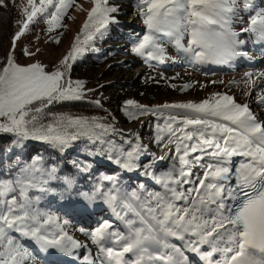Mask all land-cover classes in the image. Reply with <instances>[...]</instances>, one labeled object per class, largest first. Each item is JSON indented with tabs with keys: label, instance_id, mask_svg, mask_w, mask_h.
Listing matches in <instances>:
<instances>
[{
	"label": "snow or ice",
	"instance_id": "6c2138e0",
	"mask_svg": "<svg viewBox=\"0 0 264 264\" xmlns=\"http://www.w3.org/2000/svg\"><path fill=\"white\" fill-rule=\"evenodd\" d=\"M74 3L27 0L22 10L25 19L12 38L13 48L41 17L48 31L61 26ZM136 8L146 32L132 50L147 60L165 58L163 37L196 60L212 63L247 56L239 50L245 43L239 39L241 34H250L254 43L264 42V7H256L254 0H137ZM117 12L119 7L109 0H93L71 50L51 71L39 62L21 65L11 52L7 55L0 66V134L14 136V145L41 141L61 151L87 138L100 144L88 155L107 154L111 162L129 172L140 167L146 145L138 134H134L135 143L124 142L129 145L125 150L123 144L104 139L114 129L99 118L50 111L55 103L83 98V81L68 78L71 62L85 45L102 38L109 25L117 23L113 15ZM242 12L248 14L246 21ZM235 22L242 24L239 31ZM24 54L35 55L27 49ZM245 76L249 78L246 83H251L252 74ZM259 102L264 103V96ZM160 108L182 110L156 125L153 141L165 148L173 146V163L158 174L151 163L141 172L160 190L148 189L143 183L129 190L118 177L103 175L91 193L81 194L89 204L103 200L124 225L125 230L120 231L104 220L86 232L97 245L99 264H189L186 252L197 253L204 264H264V121L247 104L220 93L199 103L166 104L156 109L128 100L124 110L135 119ZM152 155L154 160L166 158ZM234 157L241 159L234 163ZM72 163L83 172L90 167ZM197 168L202 174L193 171ZM57 172L56 166L46 167L39 158L21 165L17 157L9 171L0 175V264H25L30 255L26 241L41 250L68 255L82 247L66 230L67 221L40 207L44 195L52 191L50 181L61 179L69 188L73 185L69 177ZM172 239L181 244L171 243ZM203 245L210 250L201 252ZM82 260L83 264H97L90 253Z\"/></svg>",
	"mask_w": 264,
	"mask_h": 264
},
{
	"label": "rangeland",
	"instance_id": "374dc122",
	"mask_svg": "<svg viewBox=\"0 0 264 264\" xmlns=\"http://www.w3.org/2000/svg\"><path fill=\"white\" fill-rule=\"evenodd\" d=\"M122 1L126 4L121 3L119 12L113 14L117 24L121 27L124 26V30L139 32L137 34L142 37L146 28L142 19H138L137 13L134 12L136 3L128 0ZM254 4L256 7H264V0H254ZM4 6H6L5 11L8 12L5 21L1 15ZM4 6H0V66L6 63V57L11 52L16 62L21 65L39 62L46 65L47 70L51 71L54 67L59 66L60 60L71 50L72 44L88 19V12L93 7V0H75V3L63 17L61 26L52 31H48L49 26L42 17L39 18L37 23L30 25L29 31L16 42L14 48L12 38L20 30L21 24L19 22L25 19L22 10L27 6V0H4ZM241 15L246 21L248 14L242 12ZM233 26L239 31L242 24L235 22ZM139 37L129 44L134 45ZM109 39L115 40L116 43L113 46L122 42L117 38L111 39L109 37ZM166 39L163 37L161 40L166 49V56L162 61L147 60L133 52V48L128 49L129 45H127L119 48V51L104 52L102 61L87 65L81 71L80 77H70L68 74V78L72 81H83V97L99 100L102 105L110 110L111 125L114 131L107 134V140L116 144H123L127 150L129 145L124 142L131 140L135 143L136 136L134 134H138L140 140L143 139L145 143L151 142V146L156 136V125H163L167 117L182 111L160 108V111H149L145 115L132 119L130 124H126L122 119L123 115L116 110L123 102L132 98L149 109H156L157 106L166 104L199 103L216 93L227 94L233 96L237 103L247 104L257 118L264 121V103L259 102L260 97L264 96V75H261L264 74V42L254 43V38L250 34H241L239 39L244 40L245 43L240 46L239 50L247 53V56L237 57L236 60L233 59L227 63H218L221 67L211 71L202 67L203 62L176 49L170 43H166ZM187 39L188 37L185 36V43ZM93 42L90 41L85 45L84 50L88 49V45ZM25 49L30 53H35V55H25ZM113 64L114 66H112ZM246 73L252 74L251 83H246L249 79L245 76ZM118 83L125 84V86H119L121 88L119 89L117 86L120 84ZM185 85L190 86L185 88ZM139 91H142L144 97L138 95ZM161 145L155 146L158 149L155 153L153 152L155 157H161L162 155L159 153L170 152L167 149H162ZM98 147H100L99 143L93 144L95 151ZM99 157L107 165L106 167H113L117 171L123 170L111 162L107 154L99 155ZM148 158L149 161L143 162L144 164L138 161L140 165L138 168L141 170L137 174L138 168L131 172L126 170L121 172L120 184L123 187L131 190L143 183L148 189L160 190L159 185H156L151 178L141 175V172L147 163L157 165L158 162L165 161L162 164L168 165L170 160L168 157L163 160H154L153 155ZM154 165H152V171H154ZM62 202L68 205L69 201L63 200ZM52 212L57 214L61 220L67 221L66 230L82 247L74 249L72 255H68L55 249L44 251L26 241L30 255L25 264H83V256L89 253L93 260H97V245L92 243L86 232H90L104 220L113 224L115 229L125 230L124 225L113 215L103 200L98 204L92 221L78 209L71 215ZM81 229L85 231H81ZM171 243L180 244L175 239H172ZM97 264H99L98 260Z\"/></svg>",
	"mask_w": 264,
	"mask_h": 264
},
{
	"label": "trees",
	"instance_id": "16d2710c",
	"mask_svg": "<svg viewBox=\"0 0 264 264\" xmlns=\"http://www.w3.org/2000/svg\"><path fill=\"white\" fill-rule=\"evenodd\" d=\"M120 1L122 0H109L110 4L117 5L119 8L121 7V3L126 4ZM128 1L137 3V0ZM134 12L137 13V18L141 19L137 8H135ZM123 28L124 26L121 27L117 23L110 24L107 33L102 38L98 37L93 40L94 42L88 45V49H85L75 61L71 62L72 68L68 73L70 77H80L81 71H83L87 65L95 62L100 63L104 57V52L109 50L119 51V48L127 45H129L128 49L133 48L134 45L129 44V42L139 37V34H137L139 32L135 33L134 31L131 32ZM109 37H111V39H120L122 42L113 46L116 42L115 40H110ZM112 66H114V64ZM118 84H120L117 86L118 88L119 86H125V84ZM142 94V91L138 92L140 97H144ZM131 100L136 101L133 98ZM95 101L97 100L88 97H83L81 100L62 101L50 106V111L52 113H67L73 116L96 117L99 118L101 123L111 125L112 115L110 110L101 103H99V105L95 104ZM139 104L142 105V103ZM124 109L125 102L120 105L119 109L117 108L116 112L123 115L122 119L126 124H130L132 119L125 114ZM104 139L107 140L108 135H106ZM13 140H15V137L11 134H0V175H4L9 171L10 165L13 164L17 157L20 158L21 165L24 163H31L33 158H39L46 167L56 166L58 169V176H66L73 181L71 188L64 184L61 179L50 181L48 187L51 188L52 191L44 195L40 204V207L46 211H55L56 213L71 215L78 209L84 212L86 216H88V219L92 221L94 220L93 218L95 217L98 204H100L102 200L97 199L95 202L89 204L83 199L81 194L91 193L94 186L103 175L116 176L120 183V176L123 170L117 171L113 167H106L107 165L104 164L99 155H88V152H95V150L93 149L94 143L90 142L87 138H81L72 142V146L63 151L49 143L41 141L27 140L24 141L22 145H14L12 143ZM73 161L90 165L89 170L86 172L80 171L72 163ZM15 170V168L12 169L13 172ZM104 183L106 187L110 186L107 181ZM39 194L38 192L32 193V195ZM63 200H68V205L63 204Z\"/></svg>",
	"mask_w": 264,
	"mask_h": 264
},
{
	"label": "bare ground",
	"instance_id": "6f19581e",
	"mask_svg": "<svg viewBox=\"0 0 264 264\" xmlns=\"http://www.w3.org/2000/svg\"><path fill=\"white\" fill-rule=\"evenodd\" d=\"M4 6V5H3ZM5 8H6V6H4L3 8H2V19L5 21L6 20V17H8V12H6L5 11ZM7 10V9H6ZM187 57V56H186ZM185 58V57H184ZM236 60V59H235ZM186 61V60H185ZM190 61V60H189ZM241 61V60H240ZM253 63H254V61H253ZM214 64H216V65H214ZM259 64V63H258ZM202 67L203 68H205L206 70H217V69H219L220 67H221V65H219L218 63H212V62H203V64H202ZM262 81V80H261ZM166 139V138H165ZM155 146H157V144L156 145H151L150 147H151V149H154L155 148ZM161 148L162 149H167L168 151H170L169 153H167V152H164V153H159V154H161L162 156H166V157H168L169 158V160L170 161H168L169 162V164L167 165V164H162L163 162L165 163V161H162V162H158L157 163V165L155 164L154 165V163H152V165H154L155 166V168H154V172L155 173H159L160 171H162V170H165V168H168L172 163H173V156L175 155V152H174V148H173V146L172 145H169L167 148H164L163 147V144L161 145ZM198 153H194L193 155H197ZM141 157H143V155L141 156ZM236 158H240V157H234L233 158V160H235ZM151 159V158H150ZM147 161H149V158H144V159H142V158H140L139 159V162H141V163H143V162H147ZM144 164V163H143ZM148 164V163H147ZM141 170V168H138V170H136V174L139 172ZM157 171V172H156ZM193 171L194 172H196V173H200V174H202L201 172H200V169H193ZM145 177V176H144ZM145 183V182H144ZM150 188V187H149ZM180 242V241H179ZM180 244H181V242H180ZM210 249H209V246L208 245H203L202 247H201V249H200V251L201 252H207V251H209ZM186 255L189 257V264H204V262L200 259V256L197 254V253H192V252H186ZM214 259H218L219 257L218 256H215V257H213Z\"/></svg>",
	"mask_w": 264,
	"mask_h": 264
}]
</instances>
